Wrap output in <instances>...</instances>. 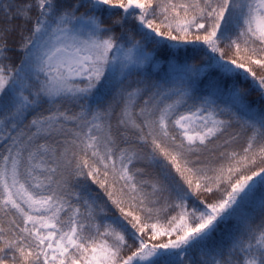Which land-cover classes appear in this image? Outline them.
Wrapping results in <instances>:
<instances>
[{
	"label": "snow or ice",
	"instance_id": "snow-or-ice-1",
	"mask_svg": "<svg viewBox=\"0 0 264 264\" xmlns=\"http://www.w3.org/2000/svg\"><path fill=\"white\" fill-rule=\"evenodd\" d=\"M0 264H264V0H0Z\"/></svg>",
	"mask_w": 264,
	"mask_h": 264
},
{
	"label": "trees",
	"instance_id": "trees-1",
	"mask_svg": "<svg viewBox=\"0 0 264 264\" xmlns=\"http://www.w3.org/2000/svg\"><path fill=\"white\" fill-rule=\"evenodd\" d=\"M166 67V66H165ZM225 227H230V225H228V226H222V228H225Z\"/></svg>",
	"mask_w": 264,
	"mask_h": 264
}]
</instances>
